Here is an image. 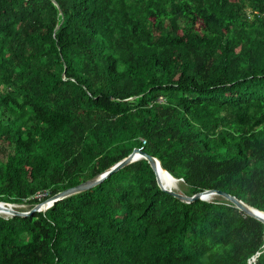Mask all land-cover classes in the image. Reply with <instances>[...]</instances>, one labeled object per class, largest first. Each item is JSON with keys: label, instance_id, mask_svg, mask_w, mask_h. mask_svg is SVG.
Segmentation results:
<instances>
[{"label": "trees", "instance_id": "16d2710c", "mask_svg": "<svg viewBox=\"0 0 264 264\" xmlns=\"http://www.w3.org/2000/svg\"><path fill=\"white\" fill-rule=\"evenodd\" d=\"M135 148L264 211V0H0V201ZM0 264H264V222L141 158L0 213Z\"/></svg>", "mask_w": 264, "mask_h": 264}, {"label": "water", "instance_id": "95a60500", "mask_svg": "<svg viewBox=\"0 0 264 264\" xmlns=\"http://www.w3.org/2000/svg\"><path fill=\"white\" fill-rule=\"evenodd\" d=\"M141 155L145 156L149 160V162L151 163V165L153 166L154 169L158 170V165L162 169H164L163 166L160 164V161L157 158H155L154 156L144 152L143 150H141L139 148H135L134 151L128 157H126L125 159H123L122 161L117 163L111 169L107 170L106 172L102 173L99 176H96L94 178L86 180V181H84V182H82V183H80L74 187L68 188L66 190H63V191L57 193L56 195L50 197L47 201L38 204L30 212H22V211L15 210V209L9 207L4 202H0V212H4L6 214L8 213V214H13V215L26 216V215H31L35 211L42 210L43 207H45V209H47L48 207H50L49 205L50 204L52 205V203H54L55 201H58L64 197H67L69 195L84 191L86 189H89V188L95 186L96 184H98L99 182L104 180L108 175H110L111 173H113V172L119 170L120 168L128 165L129 163L136 160L137 157H139ZM158 180H159V183L161 185V179L159 177H158ZM161 187L163 189L167 190L169 193L175 195L176 197H178L184 201H188V202L193 201V200H197V199H206V198H209L211 195H214V194H221V195L227 197L231 202H233L238 208H240L246 214L255 216L256 218H258L264 222V216L260 214V213H264V211H261L255 207L247 204L246 202L239 199L235 195H232V194L227 193L225 191L210 189V190H207L204 192L196 193L193 196H188V195H184V194L175 192L173 190H168L163 185H161Z\"/></svg>", "mask_w": 264, "mask_h": 264}, {"label": "rangeland", "instance_id": "374dc122", "mask_svg": "<svg viewBox=\"0 0 264 264\" xmlns=\"http://www.w3.org/2000/svg\"><path fill=\"white\" fill-rule=\"evenodd\" d=\"M161 185H163L168 190H174L175 191L179 188V181H178V179H175L173 177H172V179H165V178H163V176L161 174ZM6 204L13 209L15 208V210H18L19 207L23 206V205H19V204H8V203H6ZM49 206H51V204ZM42 209H45V207H43Z\"/></svg>", "mask_w": 264, "mask_h": 264}, {"label": "clouds", "instance_id": "9594fccd", "mask_svg": "<svg viewBox=\"0 0 264 264\" xmlns=\"http://www.w3.org/2000/svg\"><path fill=\"white\" fill-rule=\"evenodd\" d=\"M129 99H131V98H129ZM139 149H141V148H139ZM142 150V149H141ZM134 151V150H133ZM145 152V151H144ZM131 154V153H130ZM129 154V155H130ZM128 155V156H129ZM151 155V154H150ZM127 156V157H128ZM153 156V155H152ZM155 158H157L156 156H154ZM141 158H146L145 156H143V155H141V156H139V157H137V159L136 160H139V159H141ZM125 159V158H124ZM147 159V158H146ZM159 161H160V159L159 158H157ZM123 160V159H122ZM121 160V161H122ZM136 160H134V161H136ZM120 162V161H119ZM119 162H117V163H119ZM133 162V161H132ZM116 163V164H117ZM116 164H114L113 166H115ZM160 164L162 165V162L160 161ZM113 166H111L110 168H108L107 170H109V169H111ZM163 166V165H162ZM153 167V166H152ZM161 167L158 165V170L157 169H154L155 170V172H156V176H157V179H158V177L161 179V172H162V170L160 169ZM163 168H164V166H163ZM121 169V168H120ZM107 170H105L104 172H106ZM163 171H165V172H167L171 177H173V178H175V179H178V178H176L172 173H170L167 169H163ZM104 172H102V173H104ZM101 173V174H102ZM101 174H99V175H101ZM99 175H97V176H99ZM109 176V175H108ZM107 176V177H108ZM159 181V180H158ZM178 181H179V179H178ZM160 184V183H159ZM163 189V188H162ZM165 190V189H164ZM167 191V190H166ZM174 191V190H173ZM207 191V190H206ZM204 192V191H203ZM214 195H216V194H214ZM214 195H211L209 198H206L205 200H210L211 198H212V196H214ZM47 201V200H46ZM1 202V201H0ZM56 202V201H55ZM54 202V203H55ZM4 203H6V202H4ZM54 203H52V205L54 204ZM8 204H10V203H8ZM38 205V204H37ZM36 205V206H37ZM51 205V206H52ZM49 208V207H48ZM42 210H46V209H42ZM19 211V210H18ZM40 211V210H39ZM0 213H4V212H0ZM4 214H6V213H4ZM8 214V213H7ZM11 215H13V214H11Z\"/></svg>", "mask_w": 264, "mask_h": 264}, {"label": "bare ground", "instance_id": "6f19581e", "mask_svg": "<svg viewBox=\"0 0 264 264\" xmlns=\"http://www.w3.org/2000/svg\"><path fill=\"white\" fill-rule=\"evenodd\" d=\"M160 169L162 170L161 174H162L163 178H165V179H172V177L167 172L163 171L162 168H160ZM260 214L264 216V213H260Z\"/></svg>", "mask_w": 264, "mask_h": 264}]
</instances>
